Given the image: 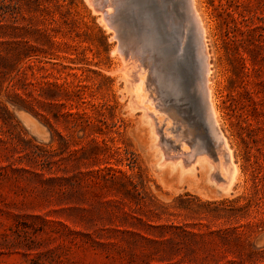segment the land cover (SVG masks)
I'll use <instances>...</instances> for the list:
<instances>
[{"label": "rangeland", "instance_id": "1", "mask_svg": "<svg viewBox=\"0 0 264 264\" xmlns=\"http://www.w3.org/2000/svg\"><path fill=\"white\" fill-rule=\"evenodd\" d=\"M147 1L117 22L136 32L148 78L163 64L145 36ZM196 6L239 173L228 192L214 155L215 184L195 161L162 166L120 40L89 0H0V264H264V0ZM187 132L161 148L192 150Z\"/></svg>", "mask_w": 264, "mask_h": 264}, {"label": "bare ground", "instance_id": "2", "mask_svg": "<svg viewBox=\"0 0 264 264\" xmlns=\"http://www.w3.org/2000/svg\"><path fill=\"white\" fill-rule=\"evenodd\" d=\"M136 1L135 6L132 7L134 0H89L91 7L96 9V13H101L102 23L107 28L112 26L111 29H115V31L113 29L116 34L115 37L118 41L120 40L121 49L119 51L121 50L120 53H122L128 63L124 70V78L127 84L125 85L132 92V103L137 105H134V110H143L145 121L152 127L153 133L151 131L150 133L154 135L159 149H157V143L156 146L155 144L151 145H154L156 150L161 151L159 154L162 156L163 167L170 164V159L174 161L175 159L178 161L182 159L179 162H171L173 165L171 166L175 170L179 167L183 168L185 162L195 161L201 168L208 166L211 169V176L212 172L215 173L216 166L210 160L209 155L211 157L214 155L218 160L219 167L224 172L225 179L228 181L223 190L228 192L231 190V185L239 173H237L238 169L233 162V154L228 140L220 129L217 110L213 102V92L210 87L211 63L206 43L207 30L197 9L196 0H167V3H169L167 4V11H161L164 14L162 16L163 20L165 19L168 23L165 25L167 30H165L166 28L163 30V27H158L157 25L159 20L156 16L159 17V14H157L154 1L158 2V0L147 1L151 4L146 7L145 13L143 12L144 9H140L141 18L143 13L145 14L142 21L147 23L146 27L148 28V30L146 28L145 36H148V42L155 46L156 50L158 49L156 54H159L163 64V70L161 71V66L156 68L153 65L154 67L152 66V68L155 71L148 78L146 77L147 72L145 73L137 58V49L133 47L136 43L132 45L130 42L136 32L126 31L124 34L123 27L126 24L121 25L117 22L120 17V11H123L124 7L128 9V13L132 12L134 14L137 11V5H140L143 0ZM160 1L163 8L166 7V2ZM161 4L159 2V5ZM151 11L153 14L148 15V12ZM179 15L181 18L178 17ZM160 24L162 23L160 22ZM123 35L125 41L123 40ZM139 57L141 58V56ZM145 60L140 61H144L145 64ZM146 82L150 86L149 90L151 92L153 90L161 95L160 99L158 97L156 101L149 94L148 88L146 89L145 87ZM175 111H180L179 117L176 116ZM164 122L170 126L172 124L174 130H169V127L165 129ZM192 127L194 128L192 150L171 154L165 149L166 147L163 146L164 148H161L162 143L166 144L173 137L171 133L179 130L180 135L178 137L181 138L187 135V128ZM152 149L154 148L152 147ZM156 150L155 152L157 153L158 151ZM186 165L190 168L189 164ZM162 166L159 167L162 168ZM191 167L192 169L190 170H194V165H191ZM212 177H210V181L215 184L217 181L214 182L215 179L212 180Z\"/></svg>", "mask_w": 264, "mask_h": 264}, {"label": "water", "instance_id": "3", "mask_svg": "<svg viewBox=\"0 0 264 264\" xmlns=\"http://www.w3.org/2000/svg\"><path fill=\"white\" fill-rule=\"evenodd\" d=\"M177 15H178V11H177ZM178 17H180L181 18V16L179 15Z\"/></svg>", "mask_w": 264, "mask_h": 264}]
</instances>
